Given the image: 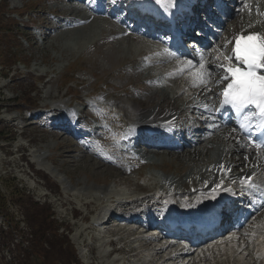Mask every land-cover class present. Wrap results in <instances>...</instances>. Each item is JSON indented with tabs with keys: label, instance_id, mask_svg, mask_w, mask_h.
Instances as JSON below:
<instances>
[{
	"label": "rangeland",
	"instance_id": "1",
	"mask_svg": "<svg viewBox=\"0 0 264 264\" xmlns=\"http://www.w3.org/2000/svg\"><path fill=\"white\" fill-rule=\"evenodd\" d=\"M0 2H2L0 6L5 7L6 10L0 15L2 23V28L0 27V126L5 128L6 134L0 137L1 194L8 195L3 185L10 184L3 181L9 179L27 199L31 196L34 201L48 204L46 207L57 220L54 226H61L58 231L61 237L67 235L68 245L63 246L62 250H68L67 252H71L74 258L77 255L76 259L81 264H126L128 259L131 260L128 264H155L162 254L155 255L154 247L136 239L133 244L125 243V247L131 255L135 253L137 257L131 258L127 252L110 253V248L107 247L108 238L104 236L105 230L96 228L95 222L101 220L109 209L117 210L118 205L108 204L103 199L108 194L122 196L120 198L124 201L126 197L130 198L132 195L139 197L142 195L139 192L142 189L137 190L136 183L148 189L152 186L155 188L163 186L166 181H171L173 184L184 182L189 185L199 182L200 171L196 169L205 168L204 165L209 164L210 161L205 162L204 165L203 162L201 164L191 161L183 162L177 154L169 157L168 153H164L162 160L157 162L152 160L150 164L131 172L132 174L125 173L121 170L122 167L105 166L92 156L83 153L80 145L78 146L73 139L62 136L60 133L55 134L51 129V124L54 123L52 118L60 116L59 113L62 111L59 110L67 109L66 107L79 109L89 114V117L97 115L102 120L107 117L113 123L106 122L104 130H107L111 137L109 141L114 143L112 137L115 131L110 127L108 130V125L117 124L119 127L120 124H127L125 115L127 109L124 107L128 110L132 108V111L136 110L137 103L146 109L152 107L154 101L149 94L151 89H165L167 92L173 87L174 92L177 86L179 93H174L181 95L185 101L194 91L196 95L202 89L194 90L191 86V77L178 71L184 67L181 62L152 63V59L166 60V53L157 44L154 45L142 39L141 41L146 42L143 43L133 37L134 35L131 36L133 40L129 38L135 42L132 44L129 39L119 37L118 40L109 41V39L99 50L91 49L95 39H101L110 32L118 31L114 28L108 32L107 29L111 28L110 23H105L108 28L101 34L96 33L91 37L89 34L79 35L74 28L65 27L64 19L69 18V15H77V19L81 18L80 15L82 17L88 15L85 14L88 12L81 7L83 4L79 3L81 11L77 9L73 12L68 0H0ZM22 9L30 12L22 13ZM7 20H15L18 24L13 25ZM224 26L223 39L228 37L225 29L229 25ZM219 48L221 47L210 48L212 56H218ZM10 54L13 59L4 67L5 57ZM187 67L188 64L184 68ZM171 69H175L177 74L163 78L162 74ZM25 74L28 76L22 80ZM148 78L156 80L152 83ZM22 87L24 90H16ZM169 87L170 89H167ZM30 91L36 92L37 95H32V92L30 94ZM26 92L32 98V102L28 103L38 105L36 111H26L23 106L28 103L19 102L26 101ZM174 95L171 94V97ZM16 102H19L17 107ZM187 115L190 116L188 120L196 119V115L186 114L185 116ZM185 116L183 117L182 114L180 117L185 119ZM90 124L94 126L92 121ZM240 155L242 157V154ZM34 161L45 162L47 166H50V176L39 169ZM123 165L125 168L133 166L131 162ZM52 173L57 176H52ZM155 180L158 181L157 185ZM148 192L150 191L146 194ZM84 202H91L90 207L85 208ZM10 207L9 213L19 222L20 232L25 233L24 235L31 233L32 229L26 221L24 212L16 210L15 206ZM256 224L254 223L253 226L255 227ZM0 225H2L1 219ZM124 225L123 228L116 227L120 228L121 242L128 241L134 235L128 231L130 227L127 224ZM109 227L106 228L109 229ZM23 244L26 246V243ZM131 245H135L137 250L134 251ZM235 248L237 246L232 249L235 250ZM40 249L46 256L44 260L38 255L39 250L31 248L25 257L16 254L15 251H12L11 255L6 252L4 255L6 258H2L0 264H67L63 258L50 255L53 249H49L48 245L41 246ZM113 250H116L115 245ZM240 250L238 249V252ZM244 253L236 255L240 260L239 264H255L249 257L243 260ZM227 254L230 253L224 254L223 257L210 258L200 264H235L231 260L232 253L229 262L224 260ZM164 256L166 257L167 254ZM198 256L199 252L196 253L195 258ZM56 258H59L60 262H56ZM13 260L16 261L13 262ZM180 260L170 264H181Z\"/></svg>",
	"mask_w": 264,
	"mask_h": 264
},
{
	"label": "bare ground",
	"instance_id": "2",
	"mask_svg": "<svg viewBox=\"0 0 264 264\" xmlns=\"http://www.w3.org/2000/svg\"><path fill=\"white\" fill-rule=\"evenodd\" d=\"M82 1L83 0H72V1L70 0L68 2L70 4L71 9H73V12L77 11V9L78 10L80 9L81 11V9L84 8L86 12H88L87 9H90L91 11L94 10L95 14L99 13L95 9L97 5L95 2H93L89 6L82 5L81 8L79 3L82 4L83 3ZM106 2H107L106 0H101L99 5L104 8L109 7L110 4L109 3L105 4ZM239 7H241L242 9H240ZM220 8H221L220 14L223 15L227 13L224 7H222V5L220 6ZM153 10H156L158 13L163 14L164 12H172L174 10H179V8H177L174 5H167L166 7L159 5L158 7H153ZM85 14L88 15H84L83 17L82 15H80L81 18L79 19H77L76 14H74L76 16L69 15L70 16L69 18H65V21H67L68 25L72 23L79 24L80 27L78 26L74 28V30H77V33H79V35L85 36L89 34V36L92 37L95 36L96 33L101 34L104 30L108 28L106 24L109 23L111 28L107 29L108 32L115 28L116 30H120L118 33H124L122 23H118L115 20H111L112 19L111 17H106V16L102 17L100 14H97L99 16L96 15L91 16L89 13H85ZM229 19L230 20L227 21L229 27L225 29L227 33L233 34V32L234 33L258 32V31L264 32V0H240L239 4L235 6L234 12L230 13ZM142 24L143 22H137L136 28L138 29L140 26H142ZM118 33L110 32L107 34V36H104L101 39H95V41L92 42L91 49L99 50L102 44H104L109 39L115 40L116 39L115 37ZM232 34L230 35L232 36ZM126 38L128 40L129 38H131V35H127L125 39ZM149 38L151 37L149 36ZM132 40L129 39V42L131 44L132 42H134ZM145 41L143 40L141 42L146 43L147 41L146 42ZM209 56H210L209 54L203 55L204 60L208 64L210 63ZM190 59L193 62V65H198L201 57H196V55L193 54L190 56ZM188 67L190 66L188 65ZM219 75L220 73L217 74V71L213 69V77H212L213 81H215ZM148 79H150V81L156 80L155 78L154 79L148 78ZM185 83L187 84V82ZM220 86L221 83L220 84L211 83L210 92H207L204 89L200 88L202 90H200L196 95L192 94L190 97L188 96L189 99L187 101L183 100L181 95L179 94H178L179 96L177 95V93H179L178 92L179 89L177 90V86H176V90L174 89V92L177 93L173 92V87L171 88V91L167 90L168 93L166 92L165 89H157V90L151 89L152 91H150L149 94L153 99L152 101H154V104L149 109L143 108L144 106L141 107L140 103H137L136 110L132 111L131 107H130L131 109L128 110V108L124 107L125 106L124 103H123L124 106L121 104L124 107V109H127L125 113L127 118V124L126 125L120 124L117 130L128 129V131L125 133V137L130 139L131 138L142 139L143 137L148 136L149 134H153L152 132H157L165 129H168L170 131H172L173 129H178V125L180 123H177V120L181 118L180 116H182V114L183 117L186 114H191L193 116L201 114L203 117H205L204 120L205 124H208L209 122L208 115H212V116L214 115L215 110L213 108V105L215 101H217V89L220 88ZM167 89H170V87ZM195 89L196 88H194V90ZM194 93L196 92L194 91ZM171 94L172 95L175 94L174 97H171ZM204 105L208 106L209 109L208 111H205ZM70 115L71 113L68 112L63 113V117L65 118H68ZM96 118L98 119V117ZM216 118L217 121L215 123L217 125L213 127V129L210 132H207V130H205L204 127H202L203 124L198 119L193 120L190 126L186 128L184 126V129L179 130L180 135L183 138L182 141L180 142L183 143L182 146L181 144H177L171 146V148L161 149L155 153H152L153 151L150 152L151 150L148 151V149L145 148L144 146L143 148L142 147L136 148L140 150L138 155H140L141 158L147 164H150L152 160H156V162L159 161L163 157L164 153H168L167 156L169 157L174 156L173 154H177L179 155V159L183 162L191 161V162H197L199 164L203 162L202 164L204 165L205 162L210 161L209 164L206 163L204 165L205 168L196 169L197 171H200L199 182L197 181L189 185L184 182H181L180 184L177 183L173 184L171 183V181L169 182L166 181L167 183L164 181L165 184H163V186L161 187L162 189L161 192L159 193L148 192L147 194H146L147 191H152L155 189V187L149 186L150 188L145 189L144 187L136 183L137 190L142 189L141 191H139L140 194L145 193L143 196L135 197L132 195V197L130 198L124 197L126 200L124 201L123 198H120L122 196L119 197L113 194H108L103 200L105 202H108V204L116 203L118 205L117 206L118 209L117 210L114 209V211H116L114 213H116L119 216L140 218L143 214H145L146 208L156 209V210L163 209L164 205L162 204V199L163 196L167 194H169L173 198H178L179 204H181L182 200L195 203L196 200L195 197H197V195L199 196L208 195V194L211 195L212 189L216 188L217 185H220L222 181L226 183V186H222L220 191L226 190V187L232 184L233 182L240 181L241 177L249 176L253 174H255L253 185L260 184L262 185V187H264V153H261V155L256 156L254 152H252L254 150L247 148L245 142L240 137L237 130L232 131L233 128L229 126H225L224 120L222 118H218V117ZM108 121L113 123L112 120H108ZM158 138H162V136H159ZM154 140H156V138H154ZM123 142L124 140H122V143ZM240 154H242V157ZM236 155H239L240 157L237 158L235 157ZM93 158L95 159V157ZM34 162L38 165L39 169L44 170L48 175H50V166H47L45 162L43 163L37 161ZM100 163L105 165L104 161H101ZM220 165H224L225 168L230 169V171H222ZM141 166H144V164L139 163L137 165V168L140 169ZM121 170L125 173L132 172L126 170L124 167H122ZM52 176L56 177L57 175H54L52 173ZM219 178L220 181H217ZM137 192L138 191H136V193ZM155 195H158L160 197H157L158 198L157 201L152 203L151 200ZM90 205L91 202H84L85 208L90 207ZM263 209H264V203L259 207L260 212L257 215V217L253 219L252 223L253 222L258 223L259 220H261L264 217ZM261 222L264 223V218L261 220ZM112 224H113V220L111 217L108 216L105 224L103 225L111 226ZM124 224L131 225L132 223H127V222L121 223V225H117V227L122 226L123 228V226L125 227ZM255 227L250 228V231L246 230L237 233L239 234V241L242 242V244L245 247V249H243L242 251H246L247 250L246 246H248L249 244L248 241H245L244 239L245 233L247 232L254 233L256 231ZM114 231L119 232L120 228L118 229L115 227ZM128 231H131L132 233L136 234V229L129 228ZM259 235L260 236L258 239H261L264 242V238L261 236V233H259ZM136 240L139 241V239ZM153 243L160 244L159 248L154 249L155 255L158 254H162V256L164 254L170 255V253H172V251L174 250V245H172L171 243L162 244V241L159 239L147 241L148 245H151ZM214 243H215L214 241H211L205 245L207 246L206 248L209 249L206 251L208 254L207 256L205 255L206 252H201L202 256L200 257L199 255L197 258H195L196 250L193 248L191 249L190 254L184 257L185 252L184 250L180 249L179 250L180 252L178 254L169 256L166 259L165 258L162 259L161 257L159 258V261L156 262L155 264H170L171 262H178V260H180L181 258L183 259L186 258L188 260L187 263H183V264H200L201 262L208 261L210 258L214 259V257L216 256L223 257L224 254L227 253L226 247H225V251L223 249L219 250L215 248ZM230 245H234L236 247L237 243ZM237 247L240 248V246ZM237 254L238 252L232 254V257L234 259L233 261L235 262V264L240 263V260L236 257ZM239 255H241V253H239L238 256ZM250 256H251L250 254L247 255V257Z\"/></svg>",
	"mask_w": 264,
	"mask_h": 264
},
{
	"label": "snow or ice",
	"instance_id": "3",
	"mask_svg": "<svg viewBox=\"0 0 264 264\" xmlns=\"http://www.w3.org/2000/svg\"><path fill=\"white\" fill-rule=\"evenodd\" d=\"M155 3L166 7L168 4L174 5V0H155ZM165 51L167 52V49ZM221 55L224 62H219L220 56L215 58L218 62L214 67L220 73L215 81L212 79L213 69L208 67L203 56L198 65H193L189 60L187 64L190 67L178 71L191 77L192 87L202 88L207 92L211 91V83L220 84L227 81L218 93L220 107L231 108L238 117H241L238 127L247 131L249 136L255 130L264 135V35L252 33L237 36L231 55L227 53ZM204 109L209 110L207 105H204ZM232 131H236V128ZM249 144L258 154L264 153V142L256 143L249 140ZM220 168L222 171H230L224 165H220ZM254 175L241 177L240 183L251 187Z\"/></svg>",
	"mask_w": 264,
	"mask_h": 264
},
{
	"label": "trees",
	"instance_id": "4",
	"mask_svg": "<svg viewBox=\"0 0 264 264\" xmlns=\"http://www.w3.org/2000/svg\"><path fill=\"white\" fill-rule=\"evenodd\" d=\"M0 10L2 9L0 8ZM7 22L12 23L11 21ZM1 24L2 23L0 22V27ZM11 59V54L10 56L6 55L3 66L10 64ZM30 101L31 99L27 95V102ZM4 130L5 128H1L0 126V137L5 134ZM3 182H8L10 184L7 186L3 185L8 192L7 196H3V194H1L0 192V216H3L4 222L6 223L5 225L8 228L7 230H3L0 227V235L3 239V246L6 245V249L10 247L9 245L12 244V240L17 238L18 234L17 230L19 227V223L15 221V217H13L9 213L7 208L8 204H11L19 207V209L24 211L26 221L32 229L30 235L32 236L34 244L33 248L39 250V252L43 254L44 258L46 256L43 250L40 248L41 246L48 245L49 249H53L52 251H50V255H56L59 258H63V261H65L67 264L76 262L71 252H67L68 250H62L63 245H68V240L66 237H64L62 240V238L57 235L58 227L54 226L55 222L52 219L50 210L46 206H39L38 204L33 203L30 198L27 199L24 193H21L14 184H11V180L7 179ZM59 258H56V262H60Z\"/></svg>",
	"mask_w": 264,
	"mask_h": 264
}]
</instances>
